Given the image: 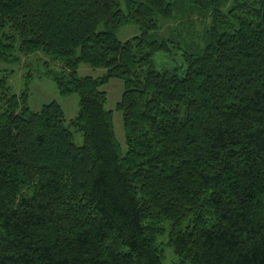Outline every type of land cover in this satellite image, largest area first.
I'll return each mask as SVG.
<instances>
[{
    "label": "trees",
    "instance_id": "1",
    "mask_svg": "<svg viewBox=\"0 0 264 264\" xmlns=\"http://www.w3.org/2000/svg\"><path fill=\"white\" fill-rule=\"evenodd\" d=\"M16 40L62 61L79 110L0 76V264H166L164 221L171 264H264V0H0V61Z\"/></svg>",
    "mask_w": 264,
    "mask_h": 264
},
{
    "label": "rangeland",
    "instance_id": "2",
    "mask_svg": "<svg viewBox=\"0 0 264 264\" xmlns=\"http://www.w3.org/2000/svg\"><path fill=\"white\" fill-rule=\"evenodd\" d=\"M168 26L171 27L172 24L168 23ZM137 34H139L137 25L129 24L119 28L116 36L120 41H125ZM19 44V40H16L11 58L7 61H0V76H6L11 92L17 96L25 94L27 104L33 111H39L42 105L54 101L61 106L67 121L74 119L79 110V97L76 93L62 95L57 85L58 78L64 76L65 80L69 79L67 71L62 72V61L53 59L41 50L25 53L19 49ZM76 72L81 77H99L104 74V69L93 68L86 63H80ZM101 90L105 94V107L111 114L115 138L120 145L122 155H124L126 141L122 112L117 108V103L120 101L123 92V84L120 80L111 79L101 86ZM71 131L73 132L74 143L78 146L82 145L81 133L73 128ZM161 225L164 232L158 238V242L163 243L165 262L166 264L177 262L172 247L164 244L167 241L166 229L168 224L164 221Z\"/></svg>",
    "mask_w": 264,
    "mask_h": 264
}]
</instances>
